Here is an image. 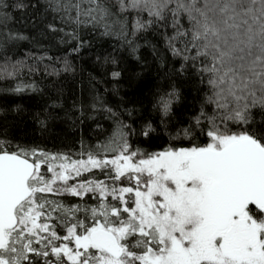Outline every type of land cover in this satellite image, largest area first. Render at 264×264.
<instances>
[{"label":"snow or ice","instance_id":"snow-or-ice-1","mask_svg":"<svg viewBox=\"0 0 264 264\" xmlns=\"http://www.w3.org/2000/svg\"><path fill=\"white\" fill-rule=\"evenodd\" d=\"M97 48L113 95L128 61L155 77L33 113L91 121L78 148L0 127V264H264V0H0V94L43 96Z\"/></svg>","mask_w":264,"mask_h":264},{"label":"trees","instance_id":"trees-1","mask_svg":"<svg viewBox=\"0 0 264 264\" xmlns=\"http://www.w3.org/2000/svg\"><path fill=\"white\" fill-rule=\"evenodd\" d=\"M107 51L111 48L105 45ZM100 51L99 48L94 50L85 49L82 55L70 56L74 71L61 72L59 76L48 77L44 82L45 93L43 96L36 94H25L23 96L3 95L0 94V109H6L5 112H0V127L8 126L12 134L18 138L28 142H35L47 148L53 147H73L78 148L77 141L79 140L80 128L86 138H91L94 142L96 136L92 129L95 125L91 121H86L85 125L77 128L71 127V122L56 121L55 124H50L48 131H41L39 126L32 119L33 113L39 111L46 103H50L52 99H60L65 106H70L74 99H78L81 94L87 95L89 92L90 77H95L93 81L96 86L103 91L109 89L108 99L112 103H116L120 96L129 100L137 99L142 91H146L145 85L155 77V66L145 69L142 77H136L135 73L141 72V69L134 61H128L123 66L126 68L122 79L116 87L119 89V96L113 95L111 89L113 83L107 77L105 69L95 63V54ZM150 64H152L150 49L142 50ZM60 54V53H56ZM185 99L176 106L178 115H182L186 110H191L193 105L197 104L194 99L197 93L191 85H185L183 88ZM16 104L22 106L23 111L14 113L11 111ZM59 111V109H57ZM63 116V112L60 113ZM103 122V121H102ZM107 127V124H105Z\"/></svg>","mask_w":264,"mask_h":264}]
</instances>
